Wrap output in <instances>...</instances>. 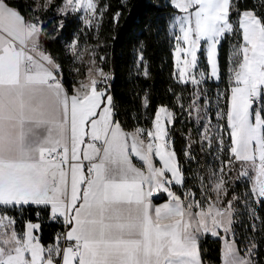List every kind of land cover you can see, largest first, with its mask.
<instances>
[{
  "label": "snow or ice",
  "instance_id": "6c2138e0",
  "mask_svg": "<svg viewBox=\"0 0 264 264\" xmlns=\"http://www.w3.org/2000/svg\"><path fill=\"white\" fill-rule=\"evenodd\" d=\"M25 6L27 16L10 0H0V264H203L199 240L209 233L223 241V264H255V244L242 251L228 238L234 236L233 202L239 197L226 199L231 171L225 166L239 162L243 177L250 163L251 195L264 202V114L256 111L253 119L249 111L253 98L264 93V17L238 4L234 13V0H170L180 83L199 86L205 78L202 72L201 79H186L202 41L211 76H217L216 46L235 31L233 14L242 34L233 48L226 127L218 126L220 150L229 159L208 183L201 180L205 204L190 189L183 196L175 190L185 181L170 150L167 125L174 113L161 106L151 129L126 132L114 119L113 97L101 87L108 74L96 66L95 51L81 48L78 36L67 45L76 61L92 57L85 79L69 91L62 66L41 44L42 14L53 0H25ZM59 12L79 16L81 31L102 15L97 0H63ZM193 96L188 112L199 115V97ZM204 127L201 140H211L209 125ZM185 155L192 158L190 151ZM161 195L166 201L154 205ZM33 206L62 220L55 244L40 243L34 235L39 224L29 221L17 230L9 213Z\"/></svg>",
  "mask_w": 264,
  "mask_h": 264
},
{
  "label": "trees",
  "instance_id": "16d2710c",
  "mask_svg": "<svg viewBox=\"0 0 264 264\" xmlns=\"http://www.w3.org/2000/svg\"><path fill=\"white\" fill-rule=\"evenodd\" d=\"M10 2L26 16L29 14L25 0ZM62 3L63 0H53V7L42 14L45 35L41 38V44L62 66L64 86L71 91L75 84L76 76L71 71L73 62L66 52V45L78 36L80 44L85 43L95 51L96 65L110 75V80L101 87L106 88L113 97L114 119L125 131L150 129L154 115L161 106L174 113V122L168 128L169 137L185 181L180 189L175 187V190L182 196L185 190L190 189L194 193V199H201L202 184L200 188L199 182L203 179L205 184L208 183L209 172L217 171L223 166V161L229 159L228 153L220 150V131L217 132L214 128L212 111L214 100L218 98L217 110L224 116L219 122L226 127V98L229 96L233 48L242 42L237 16H232L235 31L226 34L217 48L218 82L208 79V66L202 48L199 52L198 71L205 73V80L195 89L190 84L177 83L174 77L173 47L168 36V25L170 16L175 13L168 0H97L102 15L91 28L84 31H81L84 26L77 15L62 16L57 13ZM237 4L241 11L254 10L258 16L264 17V0H234V13ZM117 12L120 15L114 19ZM100 57L104 59L100 60ZM196 90L200 94L197 103L199 107L204 108L208 104L206 115L208 133L211 134L209 146L201 140L203 122L193 112L191 115L188 112ZM259 110L264 114V106ZM200 115L201 113L198 116ZM224 139L228 142L226 134ZM186 151H190L191 159L186 157ZM229 170L231 175L227 177V198L232 199L233 195L239 197L233 202L234 207L236 211L238 207L243 209V214L235 213L233 239L242 251L248 243L255 244L253 260L255 264H264V202L250 203L253 208L250 215L249 208L241 205V201L251 199V195L248 192V182L242 185L238 176L239 162H234V167L225 166V171ZM243 193L246 196L241 198ZM164 200V197H160L155 203ZM37 213L39 218L35 217ZM9 215L15 216L19 231L23 230L26 222L38 223L39 241L43 246L54 244L56 236L63 232L62 225L47 222L46 208L26 207L22 211H12ZM220 246L219 239L209 236L200 238L203 264L221 263Z\"/></svg>",
  "mask_w": 264,
  "mask_h": 264
},
{
  "label": "rangeland",
  "instance_id": "374dc122",
  "mask_svg": "<svg viewBox=\"0 0 264 264\" xmlns=\"http://www.w3.org/2000/svg\"><path fill=\"white\" fill-rule=\"evenodd\" d=\"M63 4V3H62ZM168 4L170 5V0H168ZM62 6V5H61ZM61 6L57 9V13L58 14H60V12H59V9L61 8ZM61 15V14H60ZM174 15V14H173ZM173 15H171V16H173ZM62 16H64V15H62ZM170 16V17H171ZM98 18H99V16L97 17V19H96V21L98 20ZM78 19H79V16H78ZM80 20V19H79ZM96 21L94 22V23H96ZM80 22L82 23V21L80 20ZM82 25H83V23H82ZM169 25H170V18H169ZM168 25V36H169V38H170V40L172 41V47H173V49H172V54H173V52H174V48H175V43H176V41H175V38H174V34H173V30L170 28V26ZM84 26V25H83ZM223 38V37H222ZM221 38V39H222ZM69 44V43H68ZM67 44V45H68ZM67 45H66V52L69 54V56L71 57V58H73L72 57V55L68 52V49H67ZM85 45H87V44H85V43H81L80 44V46H81V48H83ZM88 46V45H87ZM218 46H219V44L216 46V52H215V59H216V64H217V48H218ZM207 47H208V45L206 44V42H201V48H199L198 50H197V65H196V67L195 68H192V69H190L189 70V73L186 75V79H188L189 81L191 80V77L193 76V75H195L196 76V78L197 79H201V77H200V73H201V71H198V64H199V52L201 51V49L203 48V51H204V56H205V58H206V63H207V66H208V79L209 80H213L215 83H217L218 82V79H219V71H218V74H217V76L216 77H213V76H211V65L208 63V58H207ZM86 57H88V55L87 54H85V56H84V58H86ZM74 59V58H73ZM78 61H76V60H74V62H73V64H79V63H77ZM173 63H174V77H175V80H176V82L177 83H179V84H183V83H180V82H178V79H179V72H178V69L176 68V66H175V58H174V56H173ZM217 68H218V64H217ZM204 80H205V78H203V79H201V84L204 82ZM188 84H190V85H192L195 89H197V87L198 86H196V85H193V84H191L190 82L188 83ZM196 94H197V96L200 98V94H199V92L196 90V92H195ZM229 95H230V81H229ZM195 98V97H194ZM218 101H217V100ZM215 100H214V106H213V111L212 112H214V115H213V118H214V121H215V124H214V128L216 129V131L217 132H219V124H220V122H219V120L221 119V116L220 115H218L219 113H218V110H217V108H218V105H219V99L218 98H216ZM198 100L199 99H197L196 100V103H198ZM220 101H221V99H220ZM198 105V104H197ZM199 106V105H198ZM260 108V107H259ZM259 108H251L249 111H250V114H251V116H252V118L254 119V115H255V112L256 111H260L259 110ZM207 109H208V104H205V106H204V108H201V107H199V113H201V115L200 116H198L197 115V112L196 111H193V114H194V116H197L202 122H203V125H202V133H204L205 131H206V129H205V124H207V115H206V111H207ZM203 112H204V114H203ZM156 114V113H155ZM207 114L209 115V113L207 112ZM155 119V115H154V118H153V120ZM153 122V121H152ZM167 127H170V125H167ZM210 133H208V136L210 137ZM202 142L206 145V146H209V139H205V140H202ZM170 150H172L171 149V145H170ZM247 168H248V170H249V175L248 176H243V177H240V181L242 182V185H245L247 182H248V184L250 185V189H251V186H252V183H253V178H254V175H255V173H254V171L251 169V165H250V163H249V165L247 166ZM242 169H241V165H240V171H241ZM213 171H216V170H212V171H210L209 172V175L213 172ZM239 171V172H240ZM246 182V183H245ZM199 187L201 188V182H199ZM202 189V188H201ZM250 189L248 190V192H249V194L251 195V192H250ZM183 194H184V192L182 193V196H183ZM201 196H202V198L200 199H198L199 201H201V202H203V203H207V201H206V198H205V196L204 195H202L201 194ZM246 196V193H243V195H242V197L241 198H244ZM215 197L213 196V199H214ZM227 200H231V199H229V198H226ZM253 201H258V199L256 198V197H253L252 195H251V199H245V200H242L241 201V205L242 206H244V207H248L247 209H248V212H249V214L251 215L252 213H253V208L252 207H250V203L251 204H253L252 202ZM234 209H235V213L236 214H238V215H241V214H243V209H239V207H238V210L236 211V207H234ZM239 218H241V217H239ZM240 220V219H239ZM17 228V227H16ZM17 230H18V228H17ZM19 231V230H18ZM251 244H247L246 245V248L247 247H249ZM245 248V249H246Z\"/></svg>",
  "mask_w": 264,
  "mask_h": 264
},
{
  "label": "crops",
  "instance_id": "0c3cea01",
  "mask_svg": "<svg viewBox=\"0 0 264 264\" xmlns=\"http://www.w3.org/2000/svg\"><path fill=\"white\" fill-rule=\"evenodd\" d=\"M91 59H92V57L88 56V57L84 58L83 63L78 61L77 63H79V64H73L71 71H72L73 75L76 76V77H75V78H76V79H75V84H76L78 81L85 79V76H86V74H87V69H88V67H92V65L89 63V61H90ZM72 62H74V59H73V58H72ZM96 66H98V65H96ZM98 67H99V66H98ZM77 68L80 69V72H79V73H77V72L75 71V69H77ZM102 88H104V87H102ZM157 110H158V109H157ZM151 128H152V125H151ZM151 128H150V129H151ZM168 128H169V127H168ZM133 131H134V130H133ZM126 132H128V131H126ZM129 132H132V131H129ZM170 145H171V144H170ZM171 149H172V148H171ZM132 159H133V163H134L136 166L139 167V166L141 165V162H140L137 158L132 157ZM155 163H156L157 165H159V160H158V158L155 160ZM176 187L180 189L182 186H176ZM249 188H250V185H249ZM160 197H164L165 200L162 201V202H160V203H155V200L158 199V198H160ZM166 199H167L166 195H161V196H159V197L154 198V200H153V204H154V205L162 204V203H164V202L166 201ZM34 207H35V206H34ZM41 208H44V207H41ZM46 209H47V208H46ZM47 211H48V214H50L48 209H47ZM61 221H62V220H61ZM31 223H33V222H31ZM33 224H38V223H33ZM24 225H25V223H24ZM23 228H24V226H23ZM63 230H64V225H63ZM38 231H39V229L35 230L34 235L39 239ZM229 235H230V234H229ZM204 236H209V237L212 238V239H219V238H216V237H212L210 233H209V234H206V235L202 234L200 238H202V237H204ZM228 238H229V236H228ZM229 239H230V238H229ZM219 240H220V239H219ZM230 240H231V239H230ZM220 242H221V246H220V258H221V248H222V246H223V241L220 240ZM55 243H56V240H55ZM55 243H54V244H55ZM45 247H47V246H45ZM220 264H223L222 259H221V263H220Z\"/></svg>",
  "mask_w": 264,
  "mask_h": 264
},
{
  "label": "built area",
  "instance_id": "2783aa9c",
  "mask_svg": "<svg viewBox=\"0 0 264 264\" xmlns=\"http://www.w3.org/2000/svg\"><path fill=\"white\" fill-rule=\"evenodd\" d=\"M110 80V75L108 74V80L107 81H109ZM106 81V82H107ZM106 82L105 83H103V84H101L102 86L103 85H105L106 84ZM262 106H264V93H262L261 95H259V96H257V97H254L253 98V104H252V107L253 108H259V107H262ZM49 216H50V214H48V216H47V222H50V223H54V224H60V225H62V227H63V223H62V221H60V222H57V221H53V220H51L50 218H49ZM36 218H39V216L38 215H36L35 216ZM234 233V232H233ZM233 235H229V238L230 239H233Z\"/></svg>",
  "mask_w": 264,
  "mask_h": 264
}]
</instances>
